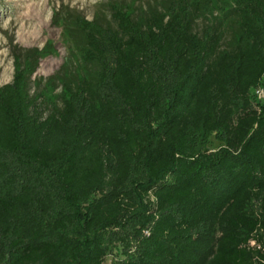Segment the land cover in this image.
<instances>
[{
	"label": "trees",
	"instance_id": "obj_1",
	"mask_svg": "<svg viewBox=\"0 0 264 264\" xmlns=\"http://www.w3.org/2000/svg\"><path fill=\"white\" fill-rule=\"evenodd\" d=\"M221 1L199 32L190 10L214 0L107 4L118 36L104 42L98 13L104 43L81 49L54 102L30 94L40 54L26 51L31 68L0 87V264H105L129 231L123 264H264V100L249 97L264 86V0Z\"/></svg>",
	"mask_w": 264,
	"mask_h": 264
},
{
	"label": "rangeland",
	"instance_id": "obj_2",
	"mask_svg": "<svg viewBox=\"0 0 264 264\" xmlns=\"http://www.w3.org/2000/svg\"><path fill=\"white\" fill-rule=\"evenodd\" d=\"M184 0H0V87L12 83L16 73V66L20 63L21 69L31 68L29 65L33 59L29 60L26 51L36 50L38 53L37 64H34V71L30 76V94L46 95L51 102L63 91L61 78L79 73V66L83 65L81 49L85 51V45L93 47L97 40L95 36L90 37L89 33H100L101 28L93 24V19L102 13L105 21L108 22L109 29L104 42L108 44L118 36L116 24L109 18L110 10L108 5L115 2L121 3L122 8L134 10L135 13L140 8L146 10L147 4L156 3L161 12H180ZM192 2V0H190ZM206 2L207 0H198ZM216 4H205L197 11H191L193 17L194 30L201 31L204 27H214L220 22V13L216 8L224 7L221 0H214ZM195 5L199 3L195 0ZM190 5V3H188ZM202 6V3H200ZM116 6H119L116 4ZM170 6V9H167ZM216 7V8H215ZM115 8V7H114ZM189 10V8H186ZM186 15V14H184ZM71 19V21H70ZM73 19H75L73 21ZM73 21V22H72ZM68 22V24H67ZM71 22V23H70ZM94 26L89 27L88 25ZM82 26V27H81ZM81 28L80 33L84 35L86 41L83 46H76L70 39L68 31ZM89 27V28H87ZM83 28V29H82ZM219 29L227 39L230 35L229 27L225 21L221 22ZM95 39V40H93ZM93 40V41H92ZM84 43V40H82ZM97 44L101 42L98 39ZM105 44V45H106ZM106 48V47H105ZM19 56V59L17 57ZM82 71V70H81ZM170 74L164 79L165 88L171 87L172 79ZM260 91H251L250 100L253 110H259V105L264 100V86L259 87ZM208 147L216 150L220 143L213 136L209 138ZM14 172L19 173L17 165L12 166ZM146 235V232L144 233ZM126 242L115 241L111 254L107 257L105 264H123L137 251L138 242L134 239V234L129 231L126 235Z\"/></svg>",
	"mask_w": 264,
	"mask_h": 264
},
{
	"label": "built area",
	"instance_id": "obj_3",
	"mask_svg": "<svg viewBox=\"0 0 264 264\" xmlns=\"http://www.w3.org/2000/svg\"><path fill=\"white\" fill-rule=\"evenodd\" d=\"M259 91H260V89H259V88H257V89H256V92H259Z\"/></svg>",
	"mask_w": 264,
	"mask_h": 264
}]
</instances>
